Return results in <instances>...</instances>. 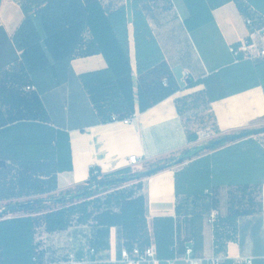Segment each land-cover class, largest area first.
Here are the masks:
<instances>
[{
  "label": "crops",
  "instance_id": "0c3cea01",
  "mask_svg": "<svg viewBox=\"0 0 264 264\" xmlns=\"http://www.w3.org/2000/svg\"><path fill=\"white\" fill-rule=\"evenodd\" d=\"M24 2L0 0V161L4 163L0 172L5 193L15 188L31 194L22 201L76 190L94 167L104 175L143 173L161 160L195 148L198 141L189 140L176 100L204 86L189 88L184 73L192 74L191 82L225 69L230 76L238 75L243 65L231 48L252 32L264 30V15L254 11L245 15L236 0H79L87 9V19L122 12L114 29L105 25L102 29L114 32L113 38L126 51L125 57L102 52L84 55L98 49L93 33L98 30L88 25L75 29L65 20L39 27L44 33H61L46 40L33 32L30 36L39 41L28 46L30 33L20 30L26 20ZM248 19L253 27L248 26ZM145 29L161 52L174 94L167 78L162 92L152 94L153 88H147L148 82L141 77L138 50L145 43L141 37ZM59 53L66 56L60 60ZM263 84V78H255L235 87L239 91L233 95L212 103L210 113L219 134L264 126ZM31 85L36 86L35 92L26 91ZM32 96L39 99L48 120H13L18 110L31 104L22 103L27 100L24 97ZM134 114L132 124L111 121L113 115L125 119ZM133 155L141 160L136 170L130 166ZM182 169L167 168L130 184H142L138 194L146 198L150 244L156 245L153 220L172 217L177 227L175 256L180 258L176 264H188L184 260L187 246H193L198 257H217L221 264H245L250 258L252 264H264V183L246 193L236 187L215 188L216 204L211 212L196 219L203 206L191 203L194 212L177 217L176 174ZM18 177L28 178V185L19 188ZM12 200L17 199H3L0 204ZM236 210L241 215L234 220ZM213 211L217 213L214 222ZM34 218L38 264H63L70 253L86 264H118L126 248L120 229L112 227L109 248L91 255L93 224H82L88 230L78 232L73 224L49 232L42 215ZM157 264H167V260Z\"/></svg>",
  "mask_w": 264,
  "mask_h": 264
},
{
  "label": "trees",
  "instance_id": "16d2710c",
  "mask_svg": "<svg viewBox=\"0 0 264 264\" xmlns=\"http://www.w3.org/2000/svg\"><path fill=\"white\" fill-rule=\"evenodd\" d=\"M236 1L245 15L250 14L251 11L264 15V0ZM23 7L26 13V20L20 30L22 33H30L27 39L28 46L35 45L36 41H39L38 37L32 38L30 36L33 32H38L39 38L46 40L58 36L61 32L46 31L44 33V31H40L44 25L56 23L55 20L58 19L60 21L65 20L66 24L71 25L75 29L88 25L93 31L98 30L93 32L99 44L98 51L88 50L84 55L102 52L107 56L109 53L112 56H126V51L121 47L119 40L116 41L113 38L115 37L114 32L108 34L104 33V29H102L104 25L114 29L121 22V11L113 13L109 17H102V19L98 17L87 19L84 16L87 9L84 8L79 0H25ZM32 11L34 12L31 13ZM66 14H68V18ZM100 26L101 30L99 31ZM39 27L42 28L39 29ZM142 36H144L145 43H141V47L138 50L140 57L138 67L143 81H145L146 85L148 82L149 87L147 88H151V90L153 88L152 94H156L162 92L165 87L164 79L167 78V87H171L172 94H174L175 88L172 85L171 75L165 64L162 63L160 50L154 43L153 38L148 37L147 29L144 30L143 35L141 34ZM64 56L66 55L59 53L58 58L62 60ZM240 61L243 68L238 71V75L235 73L234 76H230L226 72L228 69H225L203 80L190 82L188 85L193 87L200 83L209 84L210 87L215 86V94L212 92L213 87H207V90L176 100L179 115L187 124V133L190 141H197L198 135L197 130L188 124L187 111L203 108V111L210 112L211 104L214 101L233 95L239 91L237 89L238 85L244 86L255 78L261 77L264 79V60L251 61L241 58ZM24 98L27 100L22 103L29 101L31 104L28 108L25 107L20 111L18 110L13 116V120H48L37 97ZM33 106H36V108ZM211 116L215 120L214 115L211 114ZM213 131L220 133L215 123ZM251 137L234 141L235 144L223 149L220 148L228 142L213 146L212 142L214 140H212L206 147L185 150L182 158L174 160L173 165H180L187 160H192L187 167L176 174V192L179 198L176 208L177 217L194 212L190 208L191 203L200 202L203 206V210L194 216L196 219L202 217L201 213L211 212L212 207L216 204L213 192L215 188L223 186L236 187L241 192L246 193L248 190L257 188L264 183V145ZM204 150H215V153L201 156ZM163 161H166V159L160 162ZM3 166L4 163L0 161V169ZM156 167H159V165H154L149 170ZM141 174L137 172H116L104 175L98 167L91 168L89 179L76 190L77 193L87 190V193L76 198L77 200L88 199L73 208L47 211V203L53 201L51 199L53 196L7 202L4 210L0 213V264H35L34 229L36 220L34 216L37 215L43 216L49 232H56L67 229L72 224V214L80 212L81 215L77 219L79 224L89 222L93 224V238L90 240V245L91 249L96 251L95 255L109 248V236L112 227L120 229L121 238L124 239L128 250L132 251L135 246L141 249L146 248L150 245L151 233L147 222L146 198L144 195L138 194L142 184H132L118 189V186L128 182L141 181L143 179L140 177ZM28 181V178L18 177L19 188H23V185H28ZM2 186L3 175L0 172V200L19 199L31 195L24 191H16L15 188L11 193H5ZM94 188L115 190L104 198L92 199L95 197L92 195L94 194ZM207 190L212 192L213 195L208 196L206 194ZM44 193L39 192L38 194ZM65 195L73 198V195L69 192ZM66 196L60 197L56 201L64 203L67 201ZM242 196L239 199H244ZM18 212H22L23 215L3 219L4 216L10 213ZM238 213V210H236L234 220L241 215ZM176 228L175 218L167 217L153 220L152 232L157 245V258L160 262L173 259L175 256Z\"/></svg>",
  "mask_w": 264,
  "mask_h": 264
},
{
  "label": "built area",
  "instance_id": "2783aa9c",
  "mask_svg": "<svg viewBox=\"0 0 264 264\" xmlns=\"http://www.w3.org/2000/svg\"><path fill=\"white\" fill-rule=\"evenodd\" d=\"M248 26L253 27L254 22L251 19L247 20ZM231 52L233 55L239 59H247L251 61L256 60H264V30L260 31H254L252 32L247 38H245L238 46H233L231 48ZM184 78L186 82H191L192 80V74L189 72L184 73ZM26 91H36L35 86H28L26 88ZM136 118V114L125 118L120 119L118 116H112L111 121L112 122H123L125 124H132ZM211 133L206 134V138L211 137ZM201 139V138H200ZM141 164L140 158L133 155L130 157V166L133 170H136L138 166ZM206 194L208 196L213 195L212 192L206 191ZM217 217V213L215 211L211 214V220L212 222L215 221ZM96 251L94 249L90 250L91 255H95ZM35 264L37 263L36 257L34 258ZM180 258L178 256H175L171 260H167V264H176ZM184 260L188 264H204V261L206 264H221V261L217 257H213L209 260H204L200 257H198L195 253L193 246H187L184 253ZM252 259H245V264H252ZM159 262V259L157 258V247L152 242L149 246H147L144 249L139 248L138 246H135V248L130 251L127 248H124L121 252V260L118 264H157ZM87 262L85 260H78L76 255L74 253H70L67 256V259L63 264H86ZM44 264H52V263H44Z\"/></svg>",
  "mask_w": 264,
  "mask_h": 264
},
{
  "label": "rangeland",
  "instance_id": "374dc122",
  "mask_svg": "<svg viewBox=\"0 0 264 264\" xmlns=\"http://www.w3.org/2000/svg\"><path fill=\"white\" fill-rule=\"evenodd\" d=\"M188 85H189V83H188ZM200 85H203L204 86V89L201 90V91H198V92H202L204 90H207V87L208 88L210 87L209 84L207 85V84H204V83L197 84V85H195L193 87H189V86L188 87L189 88H194V87H197V86H200ZM211 87H213L212 88V92H213V94H215V86H211ZM198 92H196V93H198ZM186 115L189 118V123H188L189 126H192L194 129H196L197 132H198V134H197L198 135V138H201V139L197 140L198 141L197 142L198 145L195 148H199V147L203 148V147H206L212 140L215 141V139L217 140V139L223 138L225 136L232 135V134L221 135V134H218L217 132L213 131L214 130V122H215V120H213V118L211 116V113L209 111H203V108H200V109L197 108V109L189 110V111H187V114ZM214 118H215V116H214ZM209 132H213V133H212V135H211L210 138H206V134L209 133ZM233 134H237V133H233ZM260 135L259 134L258 135H254L251 138H256V139H259V140H263L262 144L264 145V133H262ZM233 144H235V143L234 142H228V143H226V145H224L220 149L227 148V147H229V146H231ZM195 148H193V149H195ZM193 149H189V150H193ZM213 153H215V150H213V151L204 150L201 153V156H207V155H211ZM182 154L183 153H181V155L179 157L177 156L178 159L176 157H174L171 160L170 159H166V161H163V162H160L159 161V162L155 163L154 165H159V166L168 165L169 166L168 168H172L173 167L175 169H180V168L182 169L183 166H188L191 163V161H192V160H187L183 164L173 165L174 160L176 161V160H179L180 158H182ZM194 159H196V158H194ZM154 165H152V166H154ZM146 171H148V169L145 170V171H143V172H146ZM131 183L132 182H128V183H126L124 185H120V186H118V189H121L122 187H126V186L130 185ZM76 190L68 191L69 193H71L73 195V198L71 196H66L65 195L68 192H63V193L54 195L53 198H51L53 201L47 203V211H49V212L50 211H57V210H60V209H63V208H69V207L70 208H73L74 206H78L77 204H79L81 202H84L85 200L88 199V198L87 199L84 198L82 200H77L76 199L77 197H74L75 194H77V191ZM114 190L115 189L106 190V189H97V188H94L93 189V193L94 194H92V195H94L95 197H93L92 199L104 198V197H106L107 194H109L110 192H113ZM78 193H80V192H78ZM64 196H66V198H67V201L66 202L61 203L59 201H56L58 198L64 197ZM22 200H23L22 198L17 199V201H22ZM5 206H6V203L5 204L4 203L3 204L1 203L0 204V211H3ZM22 215H23L22 212L10 213V214L4 216L3 219L20 217ZM80 215H81L80 212H75V213L72 214V216H73L72 217L73 218L72 220L73 221H71V222H72V224L74 226L77 227L76 228L77 232H78V230H83V229L84 230H88L87 227L84 228L82 226V224H79L77 222V219H78V217ZM89 224H92V223L89 222V223H86L85 225H89ZM80 232H83V231H80ZM34 234H35V229H34ZM34 246H35V237H34Z\"/></svg>",
  "mask_w": 264,
  "mask_h": 264
},
{
  "label": "water",
  "instance_id": "95a60500",
  "mask_svg": "<svg viewBox=\"0 0 264 264\" xmlns=\"http://www.w3.org/2000/svg\"><path fill=\"white\" fill-rule=\"evenodd\" d=\"M262 133H264V127L251 129V130H246V131H243V132H240V133H237V134H232V135H228V136H225L223 138L217 139V140L212 142V145L213 146L220 145L223 142H234V141H237V140H240V139L249 138L251 136L262 134ZM168 167H169L168 165H164V166H159V167L153 168L151 170L143 172L140 177L141 178H147V177H149V176H151V175H153V174H155L157 172H160V171H163V170L167 169ZM86 193H87V190L75 194L74 197L78 198V197H81V196L85 195ZM1 212L2 211H0V213Z\"/></svg>",
  "mask_w": 264,
  "mask_h": 264
}]
</instances>
